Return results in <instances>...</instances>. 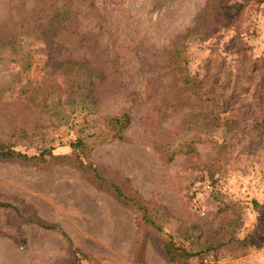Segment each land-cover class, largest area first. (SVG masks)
I'll use <instances>...</instances> for the list:
<instances>
[{"label": "rangeland", "instance_id": "374dc122", "mask_svg": "<svg viewBox=\"0 0 264 264\" xmlns=\"http://www.w3.org/2000/svg\"><path fill=\"white\" fill-rule=\"evenodd\" d=\"M123 113L90 167L49 156ZM0 142L49 150L0 157V264H264V0H0Z\"/></svg>", "mask_w": 264, "mask_h": 264}, {"label": "trees", "instance_id": "16d2710c", "mask_svg": "<svg viewBox=\"0 0 264 264\" xmlns=\"http://www.w3.org/2000/svg\"><path fill=\"white\" fill-rule=\"evenodd\" d=\"M212 6V4H211ZM66 12V11H65ZM58 14L60 16L64 15V11L61 9L59 10ZM194 34L192 32L190 35ZM176 61L181 62L179 59L183 55L181 52V49L178 48L176 51ZM80 67V68H79ZM83 69L88 70L90 76L83 74ZM56 71L60 73H71L74 74L77 79H80L84 82V86L81 87L80 92L83 95V100L89 105L85 106L88 108L89 113H94L93 109L91 108L94 101V89L93 86V79L96 78L92 72V69H90L85 63H73L71 61H64L57 65ZM87 119V117H86ZM103 129L102 130H95L91 127L90 121L86 120L84 123V127L79 129L77 132V137L70 142L71 147V153L70 154H54L49 152V156L52 159H58L60 161L75 158L76 160H79L83 167H90L91 161L90 156L94 148L104 142L107 141H114L117 139H123L124 138V132L125 130L130 126L131 124V116L129 113H123L118 116L109 117L103 119ZM185 151L194 150L195 146L186 143L184 145ZM53 150V149H50ZM49 150L41 151L39 155H28L27 153H23L21 151H16L12 149L10 146L3 144L0 142V157L2 158H11V157H18L22 160H32V159H42L45 160V155L47 154ZM116 194L126 200L128 203H134V207L138 209L142 213V219L148 223V225L152 227H158V221L155 218H152L149 215L148 208L146 205L142 204L140 200H138L136 197H129L127 196L121 187L114 186ZM0 205L3 206H10L9 203H1ZM43 226H47L42 224ZM52 227V226H47ZM165 250L169 257V259L175 263V264H190V260L193 257H200L202 256V251H192L188 248H186L184 245H178L177 243L173 242L172 240L167 241L165 243ZM203 259V257H202ZM219 264V263H216Z\"/></svg>", "mask_w": 264, "mask_h": 264}, {"label": "built area", "instance_id": "2783aa9c", "mask_svg": "<svg viewBox=\"0 0 264 264\" xmlns=\"http://www.w3.org/2000/svg\"><path fill=\"white\" fill-rule=\"evenodd\" d=\"M206 187H207L208 189H210V188H211V185L208 183V184L206 185Z\"/></svg>", "mask_w": 264, "mask_h": 264}]
</instances>
